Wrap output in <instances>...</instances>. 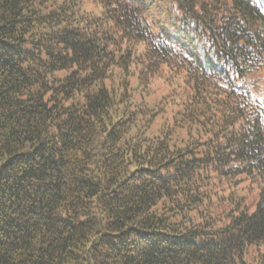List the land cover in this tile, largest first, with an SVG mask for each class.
<instances>
[{
    "label": "trees",
    "instance_id": "1",
    "mask_svg": "<svg viewBox=\"0 0 264 264\" xmlns=\"http://www.w3.org/2000/svg\"><path fill=\"white\" fill-rule=\"evenodd\" d=\"M0 264H264V0H0Z\"/></svg>",
    "mask_w": 264,
    "mask_h": 264
},
{
    "label": "rangeland",
    "instance_id": "2",
    "mask_svg": "<svg viewBox=\"0 0 264 264\" xmlns=\"http://www.w3.org/2000/svg\"><path fill=\"white\" fill-rule=\"evenodd\" d=\"M158 85H159V82L158 83H156V86L154 87L153 86V90H155V89H157L158 88ZM163 94V93H162ZM162 94L160 95V98L162 97ZM158 96H159V92H157L156 94H154L153 96H151L150 98H155V97H157L158 98ZM165 122H168V120H166Z\"/></svg>",
    "mask_w": 264,
    "mask_h": 264
}]
</instances>
